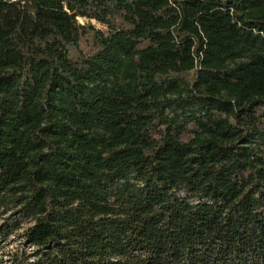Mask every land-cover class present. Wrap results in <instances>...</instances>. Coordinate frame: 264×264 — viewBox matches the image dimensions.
<instances>
[{
	"label": "trees",
	"instance_id": "trees-1",
	"mask_svg": "<svg viewBox=\"0 0 264 264\" xmlns=\"http://www.w3.org/2000/svg\"><path fill=\"white\" fill-rule=\"evenodd\" d=\"M6 216L9 264H264V0H0Z\"/></svg>",
	"mask_w": 264,
	"mask_h": 264
},
{
	"label": "rangeland",
	"instance_id": "rangeland-1",
	"mask_svg": "<svg viewBox=\"0 0 264 264\" xmlns=\"http://www.w3.org/2000/svg\"><path fill=\"white\" fill-rule=\"evenodd\" d=\"M86 22L87 21L80 19L81 24H84ZM92 24L98 27L95 22H92ZM10 219H12V217L9 218V216L0 219V230L6 223L10 222ZM28 226V224H24L22 230L14 232L6 241L0 242V264H9V262H7L6 254L16 250L19 247L21 241L20 236L22 235L23 230Z\"/></svg>",
	"mask_w": 264,
	"mask_h": 264
}]
</instances>
